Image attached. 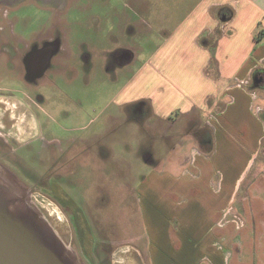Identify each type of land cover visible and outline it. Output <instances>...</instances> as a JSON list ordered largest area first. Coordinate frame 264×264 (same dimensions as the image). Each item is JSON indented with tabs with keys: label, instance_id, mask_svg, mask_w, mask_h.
<instances>
[{
	"label": "crops",
	"instance_id": "crops-1",
	"mask_svg": "<svg viewBox=\"0 0 264 264\" xmlns=\"http://www.w3.org/2000/svg\"><path fill=\"white\" fill-rule=\"evenodd\" d=\"M134 1L135 19L128 13H119L115 25L100 19L96 25L103 28L102 37H95L89 20L83 37L71 33L67 39L73 56L78 40L85 38L89 74L112 68L108 84L129 76L111 99L117 109L110 111L107 101L100 113L107 123H122L127 136H139L141 149L151 147L149 165L155 172L142 183L149 188L147 194L138 198L150 262L264 264V157L257 161L264 144V0H199L195 8L202 17L176 37L171 31L161 43L153 33L160 32L158 25L143 10H153L162 1ZM97 6L87 5L86 11ZM52 32L39 35L46 46L38 44L33 50L31 41H22L23 65L26 59L34 69L42 53L47 57L62 50ZM79 64L71 66L75 74ZM130 86L137 87L133 94ZM32 103L0 94V133L7 132L21 145L35 139L41 130ZM190 122L200 123L197 142L180 130ZM102 136L100 130L87 141ZM212 160L220 172L213 194L193 190L177 201L175 211L163 193L152 190L167 184L175 171L199 163L205 166L204 186L214 184L208 177Z\"/></svg>",
	"mask_w": 264,
	"mask_h": 264
},
{
	"label": "rangeland",
	"instance_id": "rangeland-1",
	"mask_svg": "<svg viewBox=\"0 0 264 264\" xmlns=\"http://www.w3.org/2000/svg\"><path fill=\"white\" fill-rule=\"evenodd\" d=\"M161 1L153 10H143L146 18L151 16L158 25L160 32H153L158 43L171 31L176 37L190 21L202 17L195 8L199 0ZM132 3L135 1L0 0V94L34 102L32 109L37 112L41 130L29 143L13 144L25 165L10 164L19 180L13 185L14 206L25 220L18 216L19 220L13 217L7 223L0 215V264H151L150 240L148 243L138 200L149 190L142 183L155 172L149 165L151 147L141 149L139 136H127L122 123L120 127L107 123L100 113L107 101L110 111L117 109L111 99L129 76L124 74L117 84H108L112 68L107 69L109 73L97 68L89 74L91 57L85 38L78 40L73 56L67 39L71 33L83 37L89 20L95 25V37H102L103 28L96 25L100 19L115 21L114 25L119 13L135 19L138 7ZM91 4L98 6L86 11ZM51 28L62 50L47 57L42 53L37 59L41 64L34 69L26 59L23 65L22 41H31L33 50L42 44L38 36ZM77 62L75 74L71 66ZM136 88L130 86V93ZM107 124L112 125L105 131ZM198 124L186 123L180 130L190 132L197 142ZM100 130L102 138L87 141ZM263 157L264 144L257 161ZM195 167L175 171L167 184L152 190L163 193L175 211L177 201H184L193 190L198 195L213 194L220 175L215 160L210 161L208 174L214 184L204 186V163ZM38 177L41 183L34 185ZM241 223L238 225L243 226Z\"/></svg>",
	"mask_w": 264,
	"mask_h": 264
},
{
	"label": "flooded vegetation",
	"instance_id": "flooded-vegetation-1",
	"mask_svg": "<svg viewBox=\"0 0 264 264\" xmlns=\"http://www.w3.org/2000/svg\"><path fill=\"white\" fill-rule=\"evenodd\" d=\"M14 142V138L7 132L0 133V215L7 223L10 222L13 217L23 222L25 220L17 211V207L14 206V200L17 199L13 198V185L14 183H19V180L17 181L13 176L14 172L10 164L13 165L16 162L19 166H25L23 162L19 160V155L17 156L14 152ZM40 180L42 179L38 177L34 185L40 184ZM17 206H19V204H17ZM20 208L22 209V207ZM121 256L124 257V255Z\"/></svg>",
	"mask_w": 264,
	"mask_h": 264
},
{
	"label": "water",
	"instance_id": "water-1",
	"mask_svg": "<svg viewBox=\"0 0 264 264\" xmlns=\"http://www.w3.org/2000/svg\"><path fill=\"white\" fill-rule=\"evenodd\" d=\"M255 85H257V84H255Z\"/></svg>",
	"mask_w": 264,
	"mask_h": 264
}]
</instances>
